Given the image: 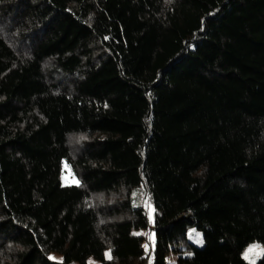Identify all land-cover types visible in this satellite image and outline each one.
I'll use <instances>...</instances> for the list:
<instances>
[{"label":"trees","instance_id":"obj_1","mask_svg":"<svg viewBox=\"0 0 264 264\" xmlns=\"http://www.w3.org/2000/svg\"><path fill=\"white\" fill-rule=\"evenodd\" d=\"M255 242L264 0H0V264H251Z\"/></svg>","mask_w":264,"mask_h":264},{"label":"rangeland","instance_id":"obj_2","mask_svg":"<svg viewBox=\"0 0 264 264\" xmlns=\"http://www.w3.org/2000/svg\"><path fill=\"white\" fill-rule=\"evenodd\" d=\"M62 181L64 184H73L77 183V179L74 176L73 172L68 166L64 167V172L62 176ZM144 206L148 210V215L151 220V223L154 224L155 222V217H156V208L153 203H148L145 202ZM186 216L191 220V223L194 222V217L191 213H186ZM189 237L191 240H193L198 246H203L204 240H203V234L201 231L197 230L194 226H192L189 229ZM197 241H202V243H198ZM145 247L146 250L149 253L150 261L154 260L155 258V251H156V234L154 230H151L149 233V240L145 242ZM110 252L107 253V258H109ZM264 254V248L261 243L255 242L250 244L245 252H244V257L245 259L251 263V264H257L258 261L262 258ZM93 263V262H92Z\"/></svg>","mask_w":264,"mask_h":264},{"label":"snow or ice","instance_id":"obj_3","mask_svg":"<svg viewBox=\"0 0 264 264\" xmlns=\"http://www.w3.org/2000/svg\"><path fill=\"white\" fill-rule=\"evenodd\" d=\"M198 243H202V241H197ZM145 247H147V246H145ZM109 258H110V254H109Z\"/></svg>","mask_w":264,"mask_h":264}]
</instances>
